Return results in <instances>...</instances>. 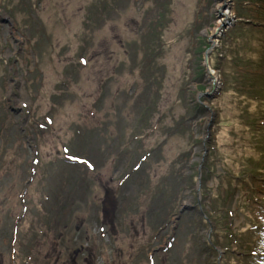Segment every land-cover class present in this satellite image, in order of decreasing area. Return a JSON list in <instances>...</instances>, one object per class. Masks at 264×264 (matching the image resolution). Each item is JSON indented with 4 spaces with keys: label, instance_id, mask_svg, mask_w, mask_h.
I'll list each match as a JSON object with an SVG mask.
<instances>
[{
    "label": "rangeland",
    "instance_id": "1",
    "mask_svg": "<svg viewBox=\"0 0 264 264\" xmlns=\"http://www.w3.org/2000/svg\"><path fill=\"white\" fill-rule=\"evenodd\" d=\"M111 1L0 0V264L47 219L87 264H264V0Z\"/></svg>",
    "mask_w": 264,
    "mask_h": 264
},
{
    "label": "trees",
    "instance_id": "2",
    "mask_svg": "<svg viewBox=\"0 0 264 264\" xmlns=\"http://www.w3.org/2000/svg\"><path fill=\"white\" fill-rule=\"evenodd\" d=\"M106 1V0H104ZM116 0H112L110 5H112ZM109 5V6H110ZM104 10H101V16L97 20H103L106 17L107 12L109 11V7H107L106 11L103 12ZM96 27V26H95ZM151 48L149 46L145 47V49ZM152 63L153 65H157V59L155 57L152 58ZM152 66L151 64H148L147 68ZM154 77V76H152ZM155 79V77H154ZM205 89L202 90V92ZM155 94L154 97L155 98ZM201 104H198V110L201 111V113L206 112V109L203 106H200ZM146 107V106H145ZM144 111L146 112L147 109ZM152 111H148L145 115V120L142 124V126L149 124V119L148 117L150 114H152ZM52 117L48 116L46 118V123L45 124H51ZM40 127H43L40 125ZM44 128V127H43ZM158 128V126H157ZM141 135V136H140ZM143 134H137V138L139 140H144L146 135L142 136ZM140 136V137H139ZM76 166H80L76 164ZM192 179L194 180V175L192 176ZM232 197V196H231ZM230 197V198H231ZM228 198V197H227ZM45 203H47V200H50L49 195L44 196ZM40 208L43 209V205L39 204ZM28 210V208H27ZM45 211V208L43 209ZM42 210V211H43ZM59 214V211H54V217H57ZM208 219L213 222H216V217H213L210 213H208ZM69 217V216H68ZM25 219V218H24ZM203 222L205 221L204 218ZM25 223V222H24ZM27 226H20V225H14V229L16 228L17 230V238L15 242V250L16 253H18V242H19V255H16V260L15 264H35L36 263V257H34L31 253H28L29 251L31 252L30 247H33L34 249L38 248L39 253L38 256H41V251L45 249L46 247L48 248L46 255H50L49 257L47 256V259L49 261V264L52 262V257L56 258L52 264H87L86 259L83 261H80L82 254H86V248L88 247L87 243L84 242L85 239H81L78 237V229L76 227H73V221L72 219L70 220H65V222L61 223H53V221H50V219H47L46 221H38L37 223H25ZM206 224V222L204 223ZM54 230V234H59V237H57L54 241H48L49 238V233ZM74 234V235H73ZM228 236L227 241L228 243L232 244L234 242V238L236 237L235 234H231L229 232L226 233ZM11 239H13V236H11ZM54 243V244H52ZM61 245L59 248L56 247V245ZM211 245V243L207 242V248L211 250L213 253L218 252L217 248L221 247V243L217 240H215ZM40 247V248H39ZM25 248V249H24ZM46 248V249H47ZM45 249V250H46ZM231 248H228V250ZM54 253V255H53ZM60 260H59V259ZM19 260L20 263L17 261ZM239 261V259H238ZM236 262V261H233ZM240 264V262H239Z\"/></svg>",
    "mask_w": 264,
    "mask_h": 264
},
{
    "label": "bare ground",
    "instance_id": "3",
    "mask_svg": "<svg viewBox=\"0 0 264 264\" xmlns=\"http://www.w3.org/2000/svg\"><path fill=\"white\" fill-rule=\"evenodd\" d=\"M221 5L223 6H227L229 5L228 0H222L221 1ZM230 15H232L231 12L228 11V9L224 12V16L222 18V21H219V28L224 24L223 22H225L226 20L230 19ZM215 73V72H214ZM215 78V77H214Z\"/></svg>",
    "mask_w": 264,
    "mask_h": 264
},
{
    "label": "water",
    "instance_id": "4",
    "mask_svg": "<svg viewBox=\"0 0 264 264\" xmlns=\"http://www.w3.org/2000/svg\"><path fill=\"white\" fill-rule=\"evenodd\" d=\"M207 61H208V62H207V63H208V66H210V65H209V63H210V62H209V57H208ZM209 70H210V68H209Z\"/></svg>",
    "mask_w": 264,
    "mask_h": 264
}]
</instances>
